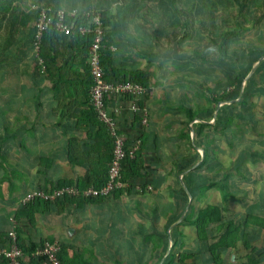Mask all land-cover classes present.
Segmentation results:
<instances>
[{"label": "trees", "instance_id": "trees-1", "mask_svg": "<svg viewBox=\"0 0 264 264\" xmlns=\"http://www.w3.org/2000/svg\"><path fill=\"white\" fill-rule=\"evenodd\" d=\"M244 2L245 0H0V52L9 50L16 43L30 50L35 56L32 61L33 77L37 80L41 77L50 80L53 74H57L55 77L58 79H53V82L59 85L58 91L62 89L56 95L61 105L72 104L69 95L63 91L65 85L70 89L72 84L79 81L86 92L84 99L77 97L74 92L75 103L83 108L80 113L82 119L74 126L75 131L80 132L81 136L72 133L66 147L71 165L87 167L86 173L78 181L67 183L77 187L80 192L89 187L100 188L106 184L115 147L113 134L99 118L92 102V94L89 92L93 86V77L88 56L93 42L94 26L92 25V31L89 33L69 35L56 32L53 27H49L43 33L36 51V29L32 23L43 8L51 14L59 9L76 10L79 15L78 23L87 22V12L96 10L100 13L104 26L109 27L105 30L102 49V66L107 80H130L142 84L148 90L158 84L157 73L153 69L136 68L122 73L114 64L111 45L115 43L116 37L123 41V19L128 21L134 17L137 22H142V30L145 33H151L153 42L151 45L161 50L158 55L161 54L164 61L170 60L171 64L180 70L176 80L184 83L182 85L193 83L197 90L207 93L206 103L204 101L192 104L183 100L172 103L166 99L162 107L173 109V116H177L178 122L182 125L180 138L190 142L191 153L177 158V175L189 170L183 176V181L193 199L198 200L205 196L209 189L219 187L223 202L208 204L198 211L191 207L183 220L171 229L173 244L168 255H166L169 247L167 231L172 225L166 227L156 242L152 237L145 238L146 242L149 240L153 243L150 259L157 255L156 264H186L187 258H193L196 264H229L227 252L232 250L237 252L239 243L250 249L248 254L239 258L241 264L264 263L262 245L264 233L261 234L264 231V217L253 213H233L226 206L229 199L237 195L230 182L231 177L237 176L249 182L253 174L248 163H258L264 167L263 59L253 74L247 77L258 60L264 57V45L254 44L252 40L246 38L250 30L248 25L250 18L243 12L233 11V8H239ZM139 30L141 27L137 28V31ZM135 47L143 55H151L147 50ZM70 49L75 51V55L81 56V65L84 67L81 77L77 76L75 81L69 73L65 74L67 65L60 66V60L65 59V52ZM152 55L156 57L157 54ZM68 66H71V63ZM132 98L123 93L111 94L106 101L108 106H115L123 103L125 99ZM220 102L224 104L215 117L214 112ZM196 119H201V122L193 123ZM138 123L140 133H145L139 119ZM220 136L228 146L232 162L226 168L221 170L212 168L210 171V166L219 163L223 150L220 148ZM141 143L140 149L133 156L127 150V155L121 160L120 180L126 184L125 186L105 196L86 197L80 193L77 197L69 199L102 201L116 193L120 195L143 191L147 186L143 147L146 138L141 137ZM257 144L261 148L256 147ZM200 148L204 150L203 159L198 151ZM198 162L200 163L195 166ZM256 176L259 174L256 173ZM180 180L178 178V181ZM180 183L178 182L175 195L178 202H181L180 207L184 208L189 202V197ZM65 184L66 182H60L58 187ZM61 199L64 198L59 200ZM37 203L42 205L44 201L38 200ZM23 205L24 208H28L30 202ZM183 224L196 228L199 244L194 251H179L181 242L178 230ZM249 226L256 227L255 234L247 232ZM10 231H0V246L7 244ZM16 231L19 232V229ZM43 242L44 240L29 243L19 241L24 253L23 264H42V259L32 254ZM259 242L260 246H252L253 243ZM66 247L65 244H61L59 252L61 264H69L64 255ZM137 261V264H144ZM0 264L10 262L0 255Z\"/></svg>", "mask_w": 264, "mask_h": 264}, {"label": "crops", "instance_id": "crops-1", "mask_svg": "<svg viewBox=\"0 0 264 264\" xmlns=\"http://www.w3.org/2000/svg\"><path fill=\"white\" fill-rule=\"evenodd\" d=\"M233 11L243 12L250 18L248 22L250 30L246 38L252 40L254 44H258L256 41L259 39L264 45V0H245L243 5L233 8ZM124 20L123 41L116 37L115 43L111 45L114 64L122 73L141 68L134 64L143 60V54L135 47L141 43L138 40L143 38L140 31H137L138 27L142 28V22H137L134 17L125 20L126 24ZM138 20L142 21L140 18ZM32 25L35 27L34 21ZM108 28L106 26L105 30ZM65 54V59L60 60V66L66 64L65 74L69 73L75 81V78L77 76L80 78V74L84 72L81 56L75 55L73 49L66 50ZM34 59V54L18 43L13 44L9 50L0 52V141L7 142L4 149L0 150V154L7 158L3 162L8 163L6 168L0 167V192L3 187L2 181L11 183L5 192L4 187L2 188L0 195V231L19 229V232L16 231L18 240L26 243L47 240L65 244L67 247L64 255L69 264H137V260L144 264H156L157 255L150 259L153 243L149 240L146 242L145 238L159 237L169 224L172 225L167 231L170 237L171 229L183 220L191 207L198 211L208 204L223 202L221 198L217 202L199 205L204 196L198 200L190 198L191 192L182 184L183 176L189 170L177 175V158L189 155L191 147L189 141L180 138L182 125L178 122L177 116H173V109L156 107L157 103L153 102L154 87L147 89L144 96L137 98L140 106L138 111L132 109V100L125 99L121 104L122 111L117 123L119 132L127 143V150H133L134 155L142 144L141 137L146 138L143 147L147 186L143 191L120 195L116 193L102 201L71 200L69 197L74 196L67 195L61 200H42L44 204L39 205L37 201L40 199H36L30 201L28 208H24L23 201L29 192L37 189L49 192L63 186H73L67 183L78 181L87 171L85 165H71L66 152L70 135L76 133L81 136L80 132L75 131L74 126L82 119L80 113L83 108L75 103L74 92L81 99L85 98L86 92L79 81L72 84L70 89L65 85L63 91L69 95L72 104L61 105L56 95L62 89L58 91L59 85L53 82V79H58L55 77L57 74H53L50 80L43 77L37 80L31 73ZM69 63L71 66H68ZM115 80L117 79L112 81ZM163 111L166 113L162 114ZM136 116L144 126L145 133H140V124ZM194 122H198L197 119ZM193 123L190 124L191 127ZM191 138H194L193 130ZM22 139L28 140V143ZM198 151L204 157V150L200 148ZM250 170L253 178L247 186L250 185L251 189L256 190L252 184L256 183L254 180L259 181L257 178H260V187L263 189L264 167L256 165ZM256 173L259 174L258 177ZM2 174H8V179ZM206 174L208 178V173ZM178 178L181 180L178 181ZM60 182L66 184L58 187ZM178 182H181L189 197V202L184 208L180 207L181 202L179 201V204L175 195ZM244 187L246 186L241 189ZM243 193L244 197L240 202V207L245 208L243 211L231 209L232 197L226 204L227 208L233 213H253L264 217V207L260 206L263 204L264 192L262 194L255 192L254 198L249 196L247 191ZM131 215L135 216V220L133 219L129 223L132 225L129 226L125 220ZM247 230L249 233H256L255 226H249ZM123 231L129 239L132 237V245L128 241L126 244L123 243ZM178 232L181 242L179 251L197 249L199 243L195 226L183 224ZM263 233L264 231L261 232L262 235ZM172 244L169 238L166 255L170 252ZM257 245L252 244L253 247ZM238 249L237 252L234 250L227 252L229 264H241L239 258L244 257L250 250L240 243ZM186 264L196 262L193 258H187Z\"/></svg>", "mask_w": 264, "mask_h": 264}, {"label": "built area", "instance_id": "built-area-1", "mask_svg": "<svg viewBox=\"0 0 264 264\" xmlns=\"http://www.w3.org/2000/svg\"><path fill=\"white\" fill-rule=\"evenodd\" d=\"M87 22L78 23V12L76 10H56L51 14L47 9L43 8L38 17L34 20L36 29V51H38L39 43L43 33L53 27L56 32L64 34H86L93 30V42L89 48V64L93 77V86L91 88L92 102L97 111L99 118L108 126L114 137V156L110 164L109 179L106 184L100 188L89 187L80 192L73 186H63L52 191L37 189L29 192L23 203L40 199L44 201H55L67 195L78 196L82 193L86 197H97L111 194L115 189L121 188L126 184L120 180L121 160L127 155V148L124 136L119 132L117 118L122 111V106L117 104L110 109L106 98L111 94H126L132 96V109L139 110L140 106L137 98L144 96L147 88L142 84L133 81H109L105 77L102 66V49L105 39V27L101 20V15L96 10L87 12ZM89 19V20H88ZM147 114L144 115L146 122ZM133 155L134 151L129 150ZM61 244L57 241H44L43 244L35 249L33 256L42 259V264H61L59 252ZM0 255L7 258L10 264H23L24 253L19 244L18 236L15 230L8 233V241L4 246H0Z\"/></svg>", "mask_w": 264, "mask_h": 264}, {"label": "rangeland", "instance_id": "rangeland-1", "mask_svg": "<svg viewBox=\"0 0 264 264\" xmlns=\"http://www.w3.org/2000/svg\"><path fill=\"white\" fill-rule=\"evenodd\" d=\"M106 27V26H105ZM141 33V37L143 36V38L141 39H137L138 41H140L141 43L137 46H139L140 49H145L147 50L149 53H151V55H142L143 60L141 61H137L134 65H136L137 67H141L144 69H153L156 71L157 73V80H158V84L154 86V88L152 89L153 91V95H154V104L157 103L156 107H162L163 106V101L168 99V101H171L172 103L174 102H180L181 100H183L184 102H191L192 104H195L197 102H207L206 97L207 93H202L200 90H197L194 86L193 83H189L188 85H182L184 83H180L176 80L177 75L179 74L180 70H178L177 67H175L174 65L171 64V61H164V58L162 57L161 54L158 55V52L161 51L158 49V47L156 46H152L151 44H153L152 42V36L151 33H145L142 28L141 30H139ZM164 40V38H163ZM166 41V39H165ZM243 42V41H242ZM256 43H261V40H257ZM122 51H123V44H122ZM156 53L157 55H155L156 57H154L152 54ZM264 60V57H261L260 60H258V63L261 60ZM163 60V62H162ZM258 63L255 64L254 66V70L256 69V66L258 65ZM254 72V71H253ZM214 74H216V72H213ZM253 74V73H252ZM251 74V75H252ZM249 75V74H248ZM248 77V76H247ZM216 110V109H215ZM160 111V110H159ZM161 112V111H160ZM166 112H162V114H164ZM215 113V112H214ZM161 114V115H162ZM221 137V136H220ZM219 139H221V144H220V148L222 150V153H220V157H219V163L216 164L215 166H210L212 170V168L214 170L217 169H222V168H226L227 166H230L232 160V156L230 154H228V146L226 144V142L222 139V137ZM23 142L28 143V140L22 139ZM10 142V141H9ZM6 141H0V150L4 149L5 145H6ZM3 146V148H2ZM256 147L261 148L260 145H256ZM220 152V150H218ZM3 152V151H1ZM34 152V151H33ZM236 152V151H234ZM7 159V158H6ZM3 156V154H0V167L3 168V166L6 168L8 163L3 162L4 160H6ZM203 159V157H202ZM3 163V165H2ZM256 165L258 166L259 164L256 163ZM255 164L253 163H248V167L249 169L256 167ZM210 173V172H209ZM4 175L5 179H8L9 175L8 174H2ZM207 176V175H206ZM256 181L254 180L256 183H253L252 186L256 187V190H253L247 186V183H243V180H241L240 178H238L237 176H233L231 177V184L233 189H235L236 191V196L231 198V209L233 210H239V209H245V208H241L240 207V202L243 199V192L247 191V194L249 196H251L252 198L255 197V192H260L261 194L264 192V187H262L263 189H261V185H260V178H257ZM2 186L1 187V192L0 195H2V188L3 191L5 192L7 190V188L10 186L11 183H8V181L5 182L2 181L1 182ZM251 184V183H250ZM243 186V189H241ZM239 190H241L239 192ZM222 198V191L219 187H215L210 189L209 191H207V194L201 199V203H199V205H205L206 203H210V202H217L220 201ZM261 207H264V197H263V204H260ZM260 207H258L259 209ZM243 211V210H242ZM133 219L135 220V216L131 215L130 218L128 220H125V223L127 225H129L130 222L133 221ZM136 224V221H135ZM133 224V226L135 225ZM132 225V224H131ZM129 225V226H131ZM132 226V227H133ZM123 243L126 244V241H128V243H130L131 245L133 244L130 239L129 236L125 234V231H123ZM153 240L156 242L158 240L157 237H153ZM261 245V242H259L258 246ZM264 246V244H262ZM235 256V255H234ZM125 262V261H124ZM264 264V263H262Z\"/></svg>", "mask_w": 264, "mask_h": 264}, {"label": "water", "instance_id": "water-1", "mask_svg": "<svg viewBox=\"0 0 264 264\" xmlns=\"http://www.w3.org/2000/svg\"><path fill=\"white\" fill-rule=\"evenodd\" d=\"M258 63V62H257ZM253 71H254V67H253V69H252V71L249 73V75H248V77H250L251 76V74L253 73ZM224 104V102H220L219 104H218V106H217V108H216V110H215V117L217 116V114H218V112H219V109H220V107L222 106ZM197 121L198 122H200L201 121V119H197ZM192 137H193V133H192ZM202 155H203V151H202ZM203 157V156H202ZM182 184H183V186L185 187V188H187V186L185 185V183H184V181L182 180ZM189 192V191H188ZM190 194V193H189ZM190 198H192V196L190 195ZM191 201V200H190ZM170 240H171V244L173 243V241H172V236L170 235Z\"/></svg>", "mask_w": 264, "mask_h": 264}]
</instances>
